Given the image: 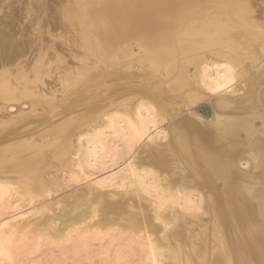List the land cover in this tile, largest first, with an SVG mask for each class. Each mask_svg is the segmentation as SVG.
I'll use <instances>...</instances> for the list:
<instances>
[{
    "label": "bare ground",
    "instance_id": "1",
    "mask_svg": "<svg viewBox=\"0 0 264 264\" xmlns=\"http://www.w3.org/2000/svg\"><path fill=\"white\" fill-rule=\"evenodd\" d=\"M261 2L0 0V107L7 110V103L23 100L30 105L22 111L21 102L9 115L0 111V212L7 215L26 199L35 203L49 194L54 168L69 170L65 187L90 176L81 157L103 148L104 129H124L120 113L112 114L119 105L128 117L130 147L148 134L155 111L172 119L166 142L149 137L114 190L106 191L101 182L80 190L71 203L75 209L87 203V218L67 224L57 211H41L37 218L16 220L7 231L2 225L1 257H13L12 248L32 234L61 243L76 231L78 240L86 241L118 224L120 231L132 230L134 240L147 242L161 264H264V66L229 89L250 67L248 58L264 47ZM147 59L151 72L166 68L169 89L133 82L136 73L129 69H143ZM139 96L131 109L135 121L126 104ZM206 96L210 121L184 111ZM28 122L35 125L25 129ZM46 126L39 135H53L50 143L34 142L30 134ZM241 156L249 160L250 173L240 168ZM150 172L154 182L147 181ZM192 185L209 221L176 203ZM151 189L175 201L156 200ZM140 199L147 202L143 210L153 211L152 220L141 221L140 211L125 219L131 217L129 207L141 208ZM96 204L104 216L93 220Z\"/></svg>",
    "mask_w": 264,
    "mask_h": 264
},
{
    "label": "rangeland",
    "instance_id": "2",
    "mask_svg": "<svg viewBox=\"0 0 264 264\" xmlns=\"http://www.w3.org/2000/svg\"><path fill=\"white\" fill-rule=\"evenodd\" d=\"M261 1H262L261 2V10H263L261 12H263V14L262 13H260V14L262 16L261 20L263 22L262 25L264 27V21H263V19H264V6L262 5L264 1L263 0H261ZM259 29H260V27H259ZM258 50H259V54H258V51L256 54L254 52L253 53L254 56H251L252 55L251 54L250 55L251 57H249V54H247V56L249 57L248 58L249 61L247 60L246 63H249L250 67L248 68V70H246V73H243L244 76L241 75L240 78H238L239 80L237 78L234 79V81L232 82V85H231V87H229V89H231L235 85L239 84L242 81V79H244L248 74L257 73L259 70H261L260 68H262L264 66V47L259 48ZM125 57H126V54L121 53V58H125ZM144 63H145V67L143 69L139 68L137 65H133L132 69H129V70L134 71L136 73L134 78H131L132 80H134L133 82L137 83V82H146V81L150 82L151 81V82H155V84L157 86L159 85V86L165 87L166 89H169V85H168L169 82L166 81L167 80L166 79L167 78L166 77V75H167L166 68L164 66H162L159 70L151 72L149 70L150 69L149 59L145 60ZM122 73H123V75H125V74H128L130 72L125 71ZM150 73H151V75L148 77L147 75ZM155 73H158V74L156 75ZM159 74H160V76H159ZM210 74L215 76V74H216L215 68L210 69ZM177 92H179V91H177ZM212 96H213V94H212ZM206 97H204L203 99H201L198 102H196L195 104H193L192 107H190V108L185 107V109L187 108L188 110L186 109L184 111L194 113L198 117L202 118L205 121H210V119L213 115V111H212V106L210 104V99H209L210 97H208V96H206ZM136 98H139V99L136 101L135 98H133L134 100L130 101V105L126 104V107L129 110V116H131V118L134 119L135 121H137L138 117H137L136 113L133 112V110L136 108V105L142 99L140 96L136 97ZM23 101H21V102L23 103ZM16 102H18V103L16 104ZM16 102L11 103L12 104V105L10 104L11 106L9 105V103H7L6 105H8V107H10V108H7V110H6L7 106L6 107L2 106V107H0V109H2L0 111L6 110L5 114H7V115L11 114L10 111L13 113H16L15 111H17V108H18V107H16V105L21 104L20 101H16ZM1 103L2 102H0V105H2ZM3 107H4V109H3ZM11 107H12V109H11ZM29 108H30V105L27 102H25L19 106V110H22V111H25V110L27 111V110H29ZM122 108H123V106L119 105L118 107H116L114 109L112 114L116 113V112L120 113V116H119L120 119L118 118L120 120L119 126L122 128L124 127V129L120 132H115V129H112V128L104 129L103 130L104 131L103 138L105 140L104 145H103V148L99 147L98 150L96 149L97 150L96 154L88 155L89 154L88 152L90 151L91 147L87 144V140H85V139L83 140V144H84L83 150L87 151L88 154L86 153L87 155L82 156L81 159L83 161L87 162V165L89 166L90 176H88L83 181H80L81 183L79 182V184L69 183L71 185H69L68 187L67 186L65 187L64 186L65 184H62V183H65V182L68 183V181H65V180L69 178V175H68V174H70V173H68L69 170L64 169L63 170L64 173H63L62 171H59L60 169L54 168L53 173H50L49 174L50 176L48 175L49 177L54 178L53 183H55L54 185H52L51 192H50L51 194L50 193L47 194L48 192L45 193L42 196L43 198L39 199L38 201L35 199V203L31 202L34 199L33 200L29 199L31 203L27 202L29 200L26 199V202L24 204L26 205L27 203H29L27 206H25V205L24 206H21V205L16 206V208H14L16 210L13 209V211L9 212L10 214L7 213V215H6V212H4L2 210V212H0V227L3 225L4 229L7 231V230L11 229L12 227H15L14 224H15L16 220H21V219H26V218H37L38 216H41V211H43L44 214H46L48 211H49V213H51L52 211H53V213H56V211H57V213H56L57 219H59V218L61 219L64 217L67 224L76 223V222H78V220L81 217L87 218L89 216V211L88 212L86 211V210H88L86 208L89 206V205H87V203L86 204L84 203L85 205L79 204L80 207H78L77 209H75V207H74L75 204L71 203V202H74V198H77L78 195L81 193L80 190H84L87 187V184L89 186L90 184L93 185L95 182H101V185L103 184L102 188L105 189L106 191L114 190L115 189L114 184L119 183L121 181L122 175L129 170V169H127V166L130 164L131 159L133 158V156L137 153V151L140 149V147L143 145V143L149 137L154 136L155 139L160 144H164L166 142V140H167L166 133L168 131V126L171 123L172 119L165 118L162 114L155 111L154 114L157 113L155 115L156 119H155V122L149 123L150 130L148 131V134H146L142 138L141 141L139 140L140 142L137 143V141H136L135 142L136 144H133V146L130 147L131 144L130 145L128 144L130 141V138H128V137H130V136L128 135L129 131H127L129 128V125L127 124L128 123V121H127L128 117L125 116L121 112ZM131 109H133V110H131ZM0 113H3V112H0ZM143 113H144V115L148 116L147 113H145V112H143ZM13 115H15V114H13ZM5 117H7V116L5 115ZM146 118H149V116ZM35 120L36 119H34V121ZM29 125H30V127H29ZM31 125H33V122H30V123L28 122L24 125V126H26V128L25 127L24 128L25 129H31V127H33L35 124L33 126H31ZM49 127L50 126H46L45 128L41 129L42 132L40 129H38L37 130L38 133H36V135L30 134V135H32L31 137H34L33 140H36L34 142H39V143L42 142L41 144H44V145H47L48 143H50V141H51L50 139H51V137H53V135L52 136H50V135L44 136L42 134V136H44V140H43L42 136L39 135V134L44 132L43 130L46 131ZM46 138L49 139L48 142H47ZM33 140H31V141H33ZM125 142H127V143H125ZM245 157L241 156V159L239 161L240 162L239 166L245 172L250 173L251 171H249V169H250L249 160L247 159V157L246 158ZM54 164H56V163H54ZM55 172H60V173L56 174ZM149 174H150L149 175L150 177H147V181L150 180L149 182H152V181L154 182L156 179L155 175H153L151 172ZM62 175L64 176L63 177L64 180H62ZM48 176H46L45 179L46 178L49 179ZM190 178H191V175L188 173L187 174V179H188L187 182L190 180ZM47 179H46V181H44L46 185L48 183L47 181H49ZM105 179L108 180L109 182L106 181ZM111 187H113V188L111 189ZM82 188H84V189H82ZM108 188H110V189H108ZM149 191L154 195L156 200H158L159 198H160V200L162 199L161 197L157 196V193L155 192V190L153 191V189H151ZM197 191L198 190H197L195 185L188 187L185 190V193H184L185 195L180 196L181 199L178 198L179 201H176V203L180 202L181 210L183 209L184 211L186 210L187 212H190V213L192 212L191 214H195V215L197 214L198 218L200 219L199 221H201V222L209 221L210 214L208 212H206V210L204 211V209L202 212L200 210V208H201L200 206L202 205V196L200 194V191H198V192ZM188 195L190 197V200L188 198ZM183 196H185L187 198L186 199L187 201H185V197H183ZM165 199L168 201V199H170V195L168 194V198L167 197L163 198L162 202H164ZM171 199H173L175 201L173 196L171 197ZM122 200H124V199H122ZM140 200H138V203H139V206L142 205V206H140L141 207L140 209H142L144 204L147 205V202L144 201L143 199L141 201ZM171 203L172 202L170 201V204ZM173 203H175V202H173ZM65 205L68 207H66ZM146 205L144 207H146ZM96 206L99 209V211H98V213H96L97 215L93 217L96 219H93V220L100 219L101 218L100 215H101L102 210H103L102 206L97 205V204H96ZM73 207H74V209H72ZM140 209L137 211L135 208L133 209V207H131V208L129 207V213H130L131 217L128 218L126 215L125 219H131V218L135 219V217L138 216V215H136V213L137 212L139 213V211H140V213H141L139 216L141 218L140 220L142 221L143 219H146L145 221H150V219L153 217V211H151L147 208H146V210L145 209L140 210ZM44 210H45V212H44ZM73 210H76V211L74 212ZM62 211H64L65 214L64 213L61 214L60 212H62ZM133 211L135 212V214L132 213ZM161 212H163L162 209H161ZM86 213H88L87 216H86ZM144 215L146 218L144 217ZM101 216H104L103 213ZM118 221H121V220H118ZM7 223L9 225L10 224H12V225H10L7 228L6 227V226H8ZM5 224H7V225L5 226ZM108 226L106 227L107 229L105 228L106 230L104 229L105 231L103 230V234L101 237L100 236H97V237L93 236V238H92V236H90V237H87L88 239L86 241L78 240L79 239L78 233L76 231L71 232L69 234V238H67L66 240H64L61 243H53L48 238H39L35 234L34 235L32 234V236L24 237L25 239L22 240V242H21L22 244L21 243L19 244V245H21V247L18 246V247L12 248L14 253H16V254H14L13 257H11V258L1 257L2 255H0V264H161L158 260H156L154 258L153 253H152V249L149 247L147 242L141 243V241L138 240L139 238L136 237L135 238L136 240H134V237L132 238L133 233L130 232L132 230L127 229V230H121L120 231V229H118V228H120V226L118 224L114 225V226H112V224H111L110 225V227L112 226L111 228ZM113 227H115V228L118 227V228L115 229ZM128 230H129V232H128ZM125 231H127V232H125ZM130 233L132 236H130ZM130 239H132V240H130ZM128 243H129V245H128ZM133 243H134V245H133ZM130 246H132V247H130Z\"/></svg>",
    "mask_w": 264,
    "mask_h": 264
}]
</instances>
